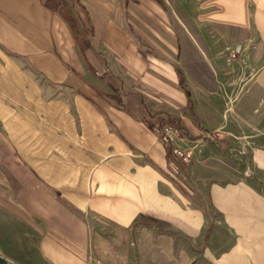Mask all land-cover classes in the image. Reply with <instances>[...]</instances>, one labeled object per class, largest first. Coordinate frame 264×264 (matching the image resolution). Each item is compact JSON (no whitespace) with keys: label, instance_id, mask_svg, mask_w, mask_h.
Listing matches in <instances>:
<instances>
[{"label":"crops","instance_id":"obj_1","mask_svg":"<svg viewBox=\"0 0 264 264\" xmlns=\"http://www.w3.org/2000/svg\"><path fill=\"white\" fill-rule=\"evenodd\" d=\"M260 91L264 0H0V254L264 264V149L234 157Z\"/></svg>","mask_w":264,"mask_h":264},{"label":"rangeland","instance_id":"obj_2","mask_svg":"<svg viewBox=\"0 0 264 264\" xmlns=\"http://www.w3.org/2000/svg\"><path fill=\"white\" fill-rule=\"evenodd\" d=\"M240 54L237 55V57H234L235 50L230 51V58L232 59H239L241 57V54L243 53V50H240ZM258 99L261 102L260 106L257 107L256 111L252 112L249 110V113L247 114V117L249 119V122L247 124L248 130L243 131V138L244 141L239 143V146L234 147V154L235 159L237 160V170L239 171H245L253 169V160L251 159V154L253 153L254 149H264V93L260 91L258 93ZM240 101L239 99L230 98L228 100H225V104L227 106L230 104L233 108L236 106V102ZM249 107V106H248ZM251 107V105H250ZM253 110V109H252ZM193 149V148H191ZM193 152V151H192ZM194 154L190 161V163L193 165ZM169 243L172 245H175V239H171L169 237ZM168 243V244H169ZM143 254L138 256L139 261H143V258H145ZM159 257L158 255H152L151 261L153 264H159ZM147 258V257H146ZM168 258V264H176L177 262V256L176 255H170ZM16 264H29V262L25 261L22 257L18 260V263Z\"/></svg>","mask_w":264,"mask_h":264},{"label":"built area","instance_id":"obj_3","mask_svg":"<svg viewBox=\"0 0 264 264\" xmlns=\"http://www.w3.org/2000/svg\"><path fill=\"white\" fill-rule=\"evenodd\" d=\"M240 47L235 49L234 57H237L240 54ZM160 139L163 143L170 145H174V154L176 155V159L179 162L190 164V161L193 157V152L191 148H188L187 145L190 142V138L186 135L182 130L176 127L173 124L165 123L164 127L160 129L157 128Z\"/></svg>","mask_w":264,"mask_h":264},{"label":"trees","instance_id":"obj_4","mask_svg":"<svg viewBox=\"0 0 264 264\" xmlns=\"http://www.w3.org/2000/svg\"><path fill=\"white\" fill-rule=\"evenodd\" d=\"M190 105H191V101H190ZM167 115H168V118L166 120L160 122L158 124V127L160 129H162L164 127L165 123H170V124H173L176 127H178L180 130H182L187 135V133L185 132L186 126H185L184 122L182 121V119L179 116H177V115H172V114H169V113ZM196 120H197V117H196ZM148 123H149V125L151 127H154L153 123H150V122H148ZM205 140L211 141V142H215V141H213L210 138H208V139L205 138Z\"/></svg>","mask_w":264,"mask_h":264},{"label":"water","instance_id":"obj_5","mask_svg":"<svg viewBox=\"0 0 264 264\" xmlns=\"http://www.w3.org/2000/svg\"><path fill=\"white\" fill-rule=\"evenodd\" d=\"M0 264H16V263L0 254Z\"/></svg>","mask_w":264,"mask_h":264}]
</instances>
